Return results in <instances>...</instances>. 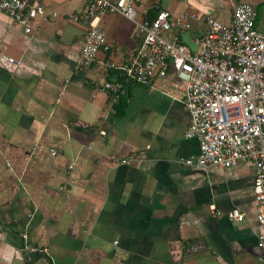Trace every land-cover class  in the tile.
<instances>
[{
	"label": "crops",
	"instance_id": "obj_1",
	"mask_svg": "<svg viewBox=\"0 0 264 264\" xmlns=\"http://www.w3.org/2000/svg\"><path fill=\"white\" fill-rule=\"evenodd\" d=\"M132 1L137 19L158 7L170 17L193 10L188 29L164 33L177 32L190 49L206 14L227 23L240 2L254 6L255 24L264 27V0ZM43 4L28 33L0 11V264H264L254 166L179 161L199 148L184 136L189 117L174 69L147 85L121 77L115 98L94 93L96 82L117 74L105 63L122 64L141 46L132 22L103 13L107 49L81 70L84 26L71 18L86 0ZM77 119L91 126L76 127ZM233 208L241 221L228 219ZM22 231L48 253L24 252ZM194 241L205 247L190 251Z\"/></svg>",
	"mask_w": 264,
	"mask_h": 264
},
{
	"label": "built area",
	"instance_id": "obj_2",
	"mask_svg": "<svg viewBox=\"0 0 264 264\" xmlns=\"http://www.w3.org/2000/svg\"><path fill=\"white\" fill-rule=\"evenodd\" d=\"M0 11L28 33L30 20L44 15L45 7L43 0H0ZM105 12L127 17L132 22L133 35L141 38L142 43L122 64L107 61L106 67L117 74L112 80L96 82L93 92H110L115 98L122 88L121 77L147 85L155 77L164 76L171 66L183 81L182 103L189 117L184 136L196 138L199 148L197 154L179 161L198 168L210 165L228 168L241 161L254 166L252 194L256 221L262 226L257 243L264 247V27L255 24L254 6L249 2L235 4L227 23L206 14L203 17L206 28L194 37L196 47L190 49L177 32L169 39L164 33L172 26L188 29L198 16L191 9L170 17L165 9L158 8L151 19H137L132 0H86L83 13L71 18L84 26L76 59L78 69L88 68L98 51L107 49L105 34L99 28ZM51 15L56 12L52 11ZM8 60L17 63L12 58ZM74 125L91 126L81 119L75 120ZM209 210L218 213L213 205ZM227 217L241 221L244 214L233 208ZM19 238L24 252L48 253L47 247L30 243L26 231ZM203 247L199 241L188 245L190 251Z\"/></svg>",
	"mask_w": 264,
	"mask_h": 264
},
{
	"label": "trees",
	"instance_id": "obj_3",
	"mask_svg": "<svg viewBox=\"0 0 264 264\" xmlns=\"http://www.w3.org/2000/svg\"><path fill=\"white\" fill-rule=\"evenodd\" d=\"M158 8H159V7H158ZM158 8H157V9H158ZM154 15H155V14H154ZM154 15H152V16H149L148 18H149V19H151L152 17H154Z\"/></svg>",
	"mask_w": 264,
	"mask_h": 264
}]
</instances>
